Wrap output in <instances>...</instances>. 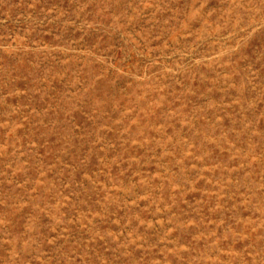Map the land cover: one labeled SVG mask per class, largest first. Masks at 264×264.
Returning <instances> with one entry per match:
<instances>
[{
    "label": "rangeland",
    "instance_id": "1",
    "mask_svg": "<svg viewBox=\"0 0 264 264\" xmlns=\"http://www.w3.org/2000/svg\"><path fill=\"white\" fill-rule=\"evenodd\" d=\"M0 264H264V0H0Z\"/></svg>",
    "mask_w": 264,
    "mask_h": 264
}]
</instances>
